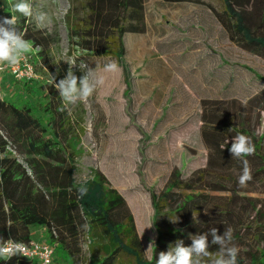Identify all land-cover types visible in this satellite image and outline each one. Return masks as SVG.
<instances>
[{
	"label": "trees",
	"instance_id": "16d2710c",
	"mask_svg": "<svg viewBox=\"0 0 264 264\" xmlns=\"http://www.w3.org/2000/svg\"><path fill=\"white\" fill-rule=\"evenodd\" d=\"M224 2L226 10L237 20L239 45L264 57V0ZM76 3L73 27L71 14L68 15L75 46L92 56H115L123 64V34L142 29L126 21L133 15L139 16V0H76ZM11 15L18 17V29L25 34L24 38L39 48L30 56L39 81L35 88L27 87V92L37 94L34 103L0 96V241L27 244L34 238L32 229L42 228L46 240L54 247L52 264H86V260L88 264H119L122 254L129 258L128 264H155L159 253L166 252L177 240L190 246L191 236L210 232L213 227L223 235L231 228L233 240H240L244 234L253 241L238 254L237 264H264V249L259 248L264 240V206L260 204L264 199L240 193L259 188L239 186L243 164L229 151L236 135L250 137L256 150L246 157L252 172L248 185H264V134L251 130L254 128L251 110L245 109L260 98L264 107V86L245 101L201 100L200 132L206 149L205 164L188 175L173 168L166 189L160 194H150L156 238L151 257L146 259L134 217L123 196L107 185L106 177L92 170L90 178L76 181L75 146L84 122L81 103L70 106L71 115L68 110H60L61 98L49 81L52 75L59 82L68 71L59 67L49 54L45 34L36 30L28 18L12 12L8 0H0V18ZM122 67L127 74L126 66ZM232 83L223 91L224 95ZM250 88L248 84L247 89ZM230 115L234 116L232 120L228 118ZM9 148L23 156L21 161L12 156ZM82 185L89 191L81 198L77 190ZM246 222L248 232L241 233ZM86 240L90 243L87 258L83 256ZM0 264L37 263L17 255L0 260Z\"/></svg>",
	"mask_w": 264,
	"mask_h": 264
},
{
	"label": "rangeland",
	"instance_id": "374dc122",
	"mask_svg": "<svg viewBox=\"0 0 264 264\" xmlns=\"http://www.w3.org/2000/svg\"><path fill=\"white\" fill-rule=\"evenodd\" d=\"M29 2L33 4L34 13L42 12L47 17L45 26L40 28L34 19L28 18V21L36 30L45 34L50 45L49 54L59 67L68 71L69 63L75 58L77 64L72 70L77 77L84 74L79 68L81 61L105 76V84L97 89L87 103H81L84 122L83 132L75 146L74 176L77 182H81L91 177L92 170L105 175L107 185L115 188L129 205L144 256L149 259L156 238L151 219L150 194H160L166 189L173 168L177 167L184 175H188L194 168L205 164L206 160V149L201 146H187L184 153H180L181 143H177L176 148L173 147L174 139L169 138L170 132L166 131L169 126L180 123L198 107L196 90L190 95L181 83L186 80L184 74L196 73L197 78L204 74L207 78V82L204 81V96L209 97L221 96L224 83L233 82L234 85L227 90L226 96H235L245 101L264 86V57L236 47L228 37L215 34L214 29L204 26L205 31L207 30V34H204V50L212 53L210 58L204 59L201 67L196 59H155L153 44L144 41L146 37L142 35H129L125 38L126 53L122 64L115 56H92L75 46L72 38L74 33H71L70 24L68 25V15L71 14L73 27L76 0ZM210 33L213 34L211 36H218L210 39ZM38 50V46H33V51L28 54L33 57ZM109 61L117 62L119 71L103 73L102 69ZM124 65L128 70L127 74L122 67ZM1 66L0 96L15 101L29 99L36 102L37 94L27 92V87L35 88L39 78L18 81L9 72L8 65ZM170 68L174 71V78L171 80L165 72ZM248 84L251 85L250 89H247ZM261 101L262 98L257 99L256 103L245 108L246 111L251 110L249 112L254 125L251 130L257 134H264V107L261 106ZM228 118L232 120L234 116L230 115ZM12 156L20 161L23 158L16 152ZM247 187L259 189H244L247 191L240 193L264 199V185L247 184L242 188ZM212 194L230 195L231 192ZM260 204L264 206V202ZM251 217L254 218V215ZM247 226L249 223L246 222L240 232H248ZM36 231L39 229L32 231L33 240L37 238ZM240 238L232 241L239 248V253L253 243L244 234ZM208 239L209 250L217 255L219 246L211 244L210 235ZM150 243L152 245L149 248ZM89 244L87 240L83 243V256L86 258ZM259 248L264 249V240ZM254 250L255 248L252 251ZM128 263L129 258L124 254L120 255L119 264Z\"/></svg>",
	"mask_w": 264,
	"mask_h": 264
},
{
	"label": "crops",
	"instance_id": "0c3cea01",
	"mask_svg": "<svg viewBox=\"0 0 264 264\" xmlns=\"http://www.w3.org/2000/svg\"><path fill=\"white\" fill-rule=\"evenodd\" d=\"M139 4L141 5L137 9V14L140 12L139 16L133 15L126 21L130 24H136L142 29L127 31L123 34L122 41L125 53V38L129 35H142L146 37L144 41L153 44V52L156 54L155 59H196L199 60L197 63L201 67L204 59L210 58L212 53L204 50V34H207L204 26L214 29L213 33L215 32V34L228 37L236 47L248 51L238 43V33L235 28L237 20L226 10L224 0H139ZM211 35L213 34L210 33V39L218 36ZM165 72H167L166 75L169 80L174 78L172 69ZM184 76L186 80L181 83L190 95L193 94V90H196L198 107L194 111L195 114L194 112L189 113L180 123L171 125L166 129L170 132L168 137L174 139L173 147L176 148L177 143H181L179 147L182 151L180 153H184L187 146L205 148L200 132L202 99L236 98L222 93L230 82L224 83L225 88L221 91L223 96L209 97L204 96V81L207 82L204 74L198 76L200 79L197 78L196 73L190 75L187 73ZM127 206L129 207V205ZM38 229L35 240L47 241L46 232L42 228Z\"/></svg>",
	"mask_w": 264,
	"mask_h": 264
},
{
	"label": "clouds",
	"instance_id": "9594fccd",
	"mask_svg": "<svg viewBox=\"0 0 264 264\" xmlns=\"http://www.w3.org/2000/svg\"><path fill=\"white\" fill-rule=\"evenodd\" d=\"M11 9L25 18L34 19L37 27H44L47 17L44 13H34L33 4L29 0H15L11 2ZM50 22V21H49ZM24 33L18 29V17L0 18V65L16 66L25 54L33 51L32 42L24 38ZM74 58L69 63L66 76L56 82V77L51 75L49 83L57 90L62 101L61 111L68 110L71 115V107L78 103H87L98 88L105 84V76L95 69L89 68L86 63H79L80 70L84 73L81 77L74 74L72 67L75 66ZM2 70V68H0ZM119 71V65L115 61H109L102 69L103 73H115ZM255 145L252 139L246 135H236L229 149L233 158L240 159L243 169L238 177L240 187H246L252 180V172L246 157L255 153ZM79 197L88 194L87 186L78 188ZM177 217L173 222L177 221ZM151 227V226H150ZM209 235L212 237L211 244L219 246V253L213 255L209 251ZM233 232L227 228L223 235L218 234V229L213 227L210 232L191 236V245L185 246L183 240H177L169 245L166 252L161 251L155 264H237L239 248L233 244ZM152 243H150L149 248ZM27 249L24 244L14 242L8 244L0 241V260H10L17 255H24Z\"/></svg>",
	"mask_w": 264,
	"mask_h": 264
},
{
	"label": "built area",
	"instance_id": "2783aa9c",
	"mask_svg": "<svg viewBox=\"0 0 264 264\" xmlns=\"http://www.w3.org/2000/svg\"><path fill=\"white\" fill-rule=\"evenodd\" d=\"M0 68H3V67L0 65ZM8 68H9V72L14 77V79L18 81H32L39 77L38 74L34 70V66H33L32 61L30 60L29 54H25V56L21 59L18 65L8 66ZM12 153H14V151H12ZM6 243L12 244L14 242L8 241ZM19 243H22V242H19ZM22 244H24L27 249L26 253L23 255L24 257L35 261L37 264H52L54 247L50 242L40 241V240H31L27 244L26 243H22Z\"/></svg>",
	"mask_w": 264,
	"mask_h": 264
}]
</instances>
